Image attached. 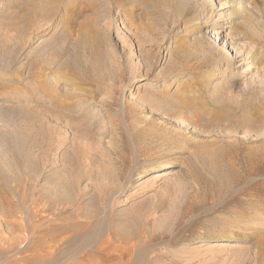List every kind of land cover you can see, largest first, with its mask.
Wrapping results in <instances>:
<instances>
[{"label":"rangeland","instance_id":"obj_1","mask_svg":"<svg viewBox=\"0 0 264 264\" xmlns=\"http://www.w3.org/2000/svg\"><path fill=\"white\" fill-rule=\"evenodd\" d=\"M111 224L264 264V0H0V264H125Z\"/></svg>","mask_w":264,"mask_h":264},{"label":"bare ground","instance_id":"obj_2","mask_svg":"<svg viewBox=\"0 0 264 264\" xmlns=\"http://www.w3.org/2000/svg\"><path fill=\"white\" fill-rule=\"evenodd\" d=\"M216 62H218V61H214L212 63V65L216 64ZM209 74H211V73H209ZM211 77L212 76L207 77V75H206V78H208V79L211 78ZM165 165H167V163H166V161L163 158L158 159L157 161H155L150 166V168H151L150 172H156L160 167H163ZM218 183H221V182H218ZM219 185L218 184L217 185L206 184L204 190H206L208 187L209 188H215V186H216V188H218V187L220 188L221 186H219ZM89 220L90 219L87 220L86 225H85V223L78 224L79 227L81 229L87 228V226H88L87 223H89L88 222ZM254 220H255L254 217H251L250 219L244 221L242 223L241 229L244 230V229H247L250 226H252L253 225L252 221H254ZM63 226H64L63 230H64V234H65L70 229V227L68 226V224H65ZM81 232H83V231H81ZM219 236H220L219 238H221V236H223V233L219 234ZM72 237H73L72 235L67 234V235H64L63 239L66 240L67 242H70V241H72L71 240ZM116 240H121L123 245H120V246H119V244L115 245L114 241H116ZM132 240H133V238H132ZM135 246L136 245H134L133 243L130 242V237L128 235H126L123 231H121L118 227H116L115 224H111V225H109L107 235L102 240V242L100 243V246H98L97 249H95V250L85 251L84 253H85V255L88 256L87 258L90 257L89 255H95V256H98V257H105V258L115 257L117 259H120L121 261L123 260L122 258H125L127 260V262H128V263L126 262L125 264H130V262L132 261L131 260L132 255L134 254V251H135ZM140 250H138V251H140ZM135 255H136V253H135Z\"/></svg>","mask_w":264,"mask_h":264}]
</instances>
